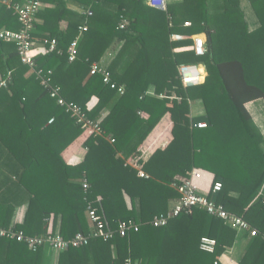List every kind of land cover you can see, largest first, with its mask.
Wrapping results in <instances>:
<instances>
[{
    "label": "trees",
    "instance_id": "1",
    "mask_svg": "<svg viewBox=\"0 0 264 264\" xmlns=\"http://www.w3.org/2000/svg\"><path fill=\"white\" fill-rule=\"evenodd\" d=\"M49 1L54 6L36 14L31 34L34 42L54 38L56 45L35 55L36 67L67 101L99 120L103 134L76 124L49 95V86L21 61L16 43L0 39V80H6L0 85V225L42 236L52 220V231L66 240L78 232L90 234L92 226L112 231L107 240L90 235L87 244L57 251L56 264H124L125 259L220 264L237 236L223 219L194 208L165 225L152 224L179 197L172 184L192 169H204L213 174L212 182L222 184L209 196L259 231L245 233L248 242L239 264H264V131L246 107L262 104L258 113L264 114V0H246L257 23L252 29L242 0H167L166 10L146 0H73L92 11L87 18L67 7L71 0ZM122 18L128 21L124 28L119 27ZM62 20H67L64 28ZM84 22L77 54L69 60L67 48ZM19 26L13 11L0 4V29ZM172 33L205 34V53L195 54L191 38L171 40ZM118 43L122 46L108 67L112 87L90 69ZM181 63L202 64L204 81L183 86ZM150 86L155 95L147 93ZM92 96L98 101L87 109ZM197 100L205 114L192 117L190 103ZM166 113L172 138L139 161L148 174L141 177L127 158L139 154ZM77 139L86 153L71 165L63 151ZM21 205L23 221L14 222ZM89 209L97 223L90 221ZM128 220L137 229L121 235L118 225ZM203 236L216 240L213 252L200 249ZM54 251L46 243L32 250L24 241L0 237V264H50Z\"/></svg>",
    "mask_w": 264,
    "mask_h": 264
},
{
    "label": "built area",
    "instance_id": "2",
    "mask_svg": "<svg viewBox=\"0 0 264 264\" xmlns=\"http://www.w3.org/2000/svg\"><path fill=\"white\" fill-rule=\"evenodd\" d=\"M147 4L161 9L166 10L167 0H146ZM0 4L6 5L10 8L16 15L20 26L18 30L2 28L0 29V39L7 41H14L17 45V51L21 61L27 64L32 72L39 77H41L42 69L37 68L35 64V55L39 52H47L53 50L56 45L55 39L45 40V46L37 48L35 42L32 38V29L34 27V22L36 20V14L42 8V0H24L22 2L13 0H0ZM92 14L91 10L85 12L86 18ZM128 24L125 18L119 23L120 28H124ZM185 25L190 23L186 21ZM86 28L85 22L79 25V34L76 36L67 48L68 59L73 60L77 54V43L81 32ZM186 38L192 39L191 48L196 55L201 56L206 51V37L203 33L184 35L181 33H172L170 39L173 41H181ZM203 65L200 63H181L178 65V72L183 86L189 87L199 83H202L205 79V70ZM91 74L100 73L102 79L105 83H109L112 87L115 86L110 80V71L108 67L99 65L97 63L92 64L90 69ZM41 83L44 86H49V95L56 100V102L63 106L65 110L71 115L75 120L76 124H81L85 128L92 131L94 135H102L103 129L100 125L99 120H93L88 117L86 110H84L80 105L75 102L67 101L61 94L60 87L51 86L48 84L47 80L41 77ZM0 85L6 86V80L1 79ZM119 93L124 91L123 86L117 88ZM88 109V108H87ZM52 119L49 120L51 122ZM196 126L199 128L206 127L205 122H197ZM140 168V167H139ZM138 168V174L141 177H148V174L143 172ZM200 177V172L196 169H192L188 172L187 176L180 179L178 183H173V187L179 193V197L172 203V206L166 211L161 212L154 216L152 224L154 226L165 225L168 220L180 213H191L194 208H203L209 215L223 219L228 225L234 228L237 233L243 232L249 233V236H254L258 234V229L252 226L246 219L237 215L229 210H227L223 204L217 203L212 197L209 196V191L215 193L219 191L222 187L221 182H212L209 186L208 192H201L194 182L195 178ZM83 187H87V182L83 180ZM88 217L93 223H97L98 217L92 209L88 210ZM100 224V221L99 223ZM91 233L85 235L83 233H76L70 239H63L58 232H53L51 228L48 229L46 235L42 236H28L24 235L22 231H16L12 226L5 228L0 225V237H5L8 239H15L17 241H24L28 247L32 250H36L38 247L44 243L50 245V247L55 251H63L69 246H80L87 244L89 236H102L104 240L111 237L112 231L110 229L104 231L100 229H95L92 226ZM129 228L137 229L135 222L128 220V222L123 221L118 225V231L121 235H124ZM200 249L213 252L216 246V240L214 238L203 236L200 239ZM124 264H139L138 261H132L130 259H125Z\"/></svg>",
    "mask_w": 264,
    "mask_h": 264
},
{
    "label": "crops",
    "instance_id": "3",
    "mask_svg": "<svg viewBox=\"0 0 264 264\" xmlns=\"http://www.w3.org/2000/svg\"><path fill=\"white\" fill-rule=\"evenodd\" d=\"M168 1H177V0H168ZM18 2H21V1H18ZM42 3L43 4H42L41 9L54 6L53 2L49 0L42 1ZM242 6L246 12V18L249 21L250 28L252 29L256 27L257 23L255 22L252 11L249 10L250 7L248 6L246 0H242ZM67 7L71 8L72 10L77 11L78 13L79 12L82 13L84 16H85V12L87 11L85 8L81 7L77 2L73 0L67 2ZM66 24H67V20H62V22L60 23V26L64 28ZM35 46L37 48L41 46H45V40L36 41ZM121 46H122V43L111 45V47L105 51V53L103 54V56L101 57V59L99 60L97 64L109 67L112 61L117 56ZM147 93L150 95H155L154 87L150 86L147 90ZM97 101H98V98L96 96H92L90 101L87 103V108L91 109L97 103ZM246 107L248 108L247 105ZM107 112L108 110L105 109L102 112L101 117L105 116ZM204 114H205V107L201 101L197 100V101H193L190 103V115L192 117H199V116H203ZM171 138H172L171 121L169 118V114L166 113L165 115H163V117L161 118L159 123L156 125V127L151 131V133L143 141L141 145V151L139 152V154L128 156L127 163L132 165L136 169H138L140 167L139 165L140 160L146 159L150 155V153L153 152L155 148L164 147L171 140ZM85 153H86V148L82 145V139H77L70 146H68L65 151H63V157L67 163L71 165H75L83 161ZM196 170L200 172V177L195 178L194 182L196 183V185L198 186L201 192L207 193L209 190L211 181L213 180V174L204 169H196ZM24 213H25V205H21L17 207L14 213L13 221L22 222L24 218ZM49 228L52 229V220H50ZM247 242H248L247 235L243 232H238L235 242L232 245V247L227 249L220 256L219 258L220 264H239V261L242 255L245 253ZM56 260H57V253L54 254V252H52V258H51L50 264H56Z\"/></svg>",
    "mask_w": 264,
    "mask_h": 264
},
{
    "label": "rangeland",
    "instance_id": "4",
    "mask_svg": "<svg viewBox=\"0 0 264 264\" xmlns=\"http://www.w3.org/2000/svg\"><path fill=\"white\" fill-rule=\"evenodd\" d=\"M250 7V6H249ZM248 7V8H249ZM249 10H250V8H249ZM251 11V10H250ZM202 67H204V66H202ZM205 70V69H204ZM205 74H207L206 73V71H205ZM259 102H261L262 100L260 99V100H258ZM260 105V106H259ZM248 106V109H249V111L251 112V114L253 115V118L255 119V121L257 122V123H259V125H260V128L262 129V131H264V120L262 121L261 120V116H263L262 115V113L260 114V113H258V110L259 109H262L263 107H261L262 106V104H258V103H250V104H248L247 105ZM260 121H261V123H260ZM57 253V251H54V254H56Z\"/></svg>",
    "mask_w": 264,
    "mask_h": 264
}]
</instances>
